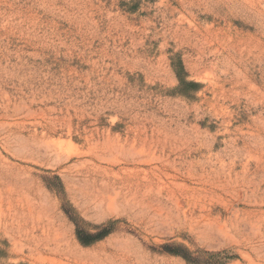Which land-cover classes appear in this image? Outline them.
Segmentation results:
<instances>
[{
	"label": "rangeland",
	"instance_id": "1",
	"mask_svg": "<svg viewBox=\"0 0 264 264\" xmlns=\"http://www.w3.org/2000/svg\"><path fill=\"white\" fill-rule=\"evenodd\" d=\"M0 264H264V0H0Z\"/></svg>",
	"mask_w": 264,
	"mask_h": 264
}]
</instances>
